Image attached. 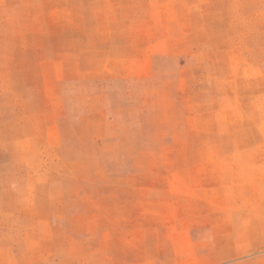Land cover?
<instances>
[{
	"label": "rangeland",
	"instance_id": "374dc122",
	"mask_svg": "<svg viewBox=\"0 0 264 264\" xmlns=\"http://www.w3.org/2000/svg\"><path fill=\"white\" fill-rule=\"evenodd\" d=\"M0 264H264V0H0Z\"/></svg>",
	"mask_w": 264,
	"mask_h": 264
}]
</instances>
